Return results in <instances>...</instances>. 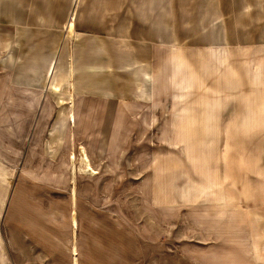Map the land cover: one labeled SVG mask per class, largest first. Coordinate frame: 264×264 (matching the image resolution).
I'll use <instances>...</instances> for the list:
<instances>
[{
    "label": "rangeland",
    "instance_id": "1",
    "mask_svg": "<svg viewBox=\"0 0 264 264\" xmlns=\"http://www.w3.org/2000/svg\"><path fill=\"white\" fill-rule=\"evenodd\" d=\"M193 1L104 120L64 92L13 106L0 82V264H264V0Z\"/></svg>",
    "mask_w": 264,
    "mask_h": 264
},
{
    "label": "crops",
    "instance_id": "2",
    "mask_svg": "<svg viewBox=\"0 0 264 264\" xmlns=\"http://www.w3.org/2000/svg\"><path fill=\"white\" fill-rule=\"evenodd\" d=\"M198 1L203 10L221 6L218 0ZM9 2V34L0 33V51L6 50L0 57V82L9 86L13 106L34 105L37 91L43 105L45 94L64 92L66 104L86 116L82 120H104L102 106L129 102V76L141 84L133 88L143 96L142 85L153 81L152 70L145 68L153 66L162 42L172 43L163 19L176 14L173 0Z\"/></svg>",
    "mask_w": 264,
    "mask_h": 264
},
{
    "label": "bare ground",
    "instance_id": "3",
    "mask_svg": "<svg viewBox=\"0 0 264 264\" xmlns=\"http://www.w3.org/2000/svg\"><path fill=\"white\" fill-rule=\"evenodd\" d=\"M70 21H72V20H70ZM70 33H71V31H70ZM69 117H70V120L73 122L74 121V116H73V113L72 112H70ZM69 156H70V163L72 165V175H71V179H72V196H73V199H74L75 196H74V185H73V183H74V177H75L74 175H75V170H76V168H75L76 155L72 153ZM79 156L80 157H79V167H78V170L80 171V173L82 172V173L94 174L95 172L93 171V168L90 167L89 160H88V156H87V154H86V152L84 150V147H82V146L80 147V155ZM70 198H72V197H70ZM75 212H76L75 210L72 211V216H73L72 217V222H73L74 225H76V220H75V217H74L76 215ZM72 233H73V231H72ZM74 264H76V257L75 256H74Z\"/></svg>",
    "mask_w": 264,
    "mask_h": 264
}]
</instances>
